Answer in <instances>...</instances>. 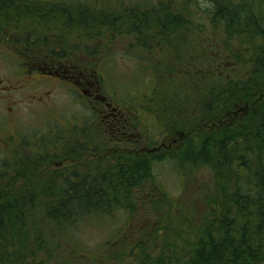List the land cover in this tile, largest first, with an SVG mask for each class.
Listing matches in <instances>:
<instances>
[{"label":"trees","instance_id":"1","mask_svg":"<svg viewBox=\"0 0 264 264\" xmlns=\"http://www.w3.org/2000/svg\"><path fill=\"white\" fill-rule=\"evenodd\" d=\"M212 1L216 31L209 34L198 27L193 30L191 17L173 12L164 3L158 10L156 4L152 9L130 7L118 14L85 4L70 7L0 0V41L24 45L20 55L23 59L28 56L34 66L52 60L69 62L73 71L65 75L74 84L50 76L74 89L86 111L103 115L107 132L119 139L122 134L132 135L131 130L141 124L148 133L144 138H150L138 152L132 151L135 156L123 152L102 169L57 170L47 177L61 180L48 188L42 187L45 173L31 185L0 184V264H101V260L105 264H264V0ZM18 23L27 24L14 35ZM78 26L94 35H90L92 42L102 39L107 27L114 41L131 32L138 35L137 45H123L146 48L136 47L142 51L134 56L140 68L130 90L132 97L145 92L136 104L139 111L130 113L123 100V108L116 106L114 111L100 106L103 104L96 97L108 100L109 96L103 94L105 85L100 86L101 64L93 59L98 54L95 44H84L81 51L57 48L65 42L62 35L70 38L67 34ZM100 57V63H106L107 55ZM77 82L90 83V95ZM79 117V123L73 121V125H53L37 138L34 150L22 144L31 149L30 156L15 164L6 161L5 167L21 171L25 162H34L36 157V162H42L76 155L69 141L73 133L84 130L83 115ZM155 148L166 150L162 153ZM49 149L52 152L47 153ZM163 161L176 167L184 184L187 167L210 169L215 185L200 194L199 206L192 204L187 209L189 203L161 187L162 198L155 190V194L144 191L149 180L155 181V165ZM2 166L0 180L4 178ZM135 188L150 198L141 206L151 224L128 250L103 254L93 262L59 251L78 247L71 243V233L87 220L101 219L97 225L114 230L106 241V251L125 236L128 240L131 223L116 222V213L127 210L133 216L138 212ZM54 244L59 252L55 261H49L47 254ZM80 245L87 255L89 248L85 250L82 241Z\"/></svg>","mask_w":264,"mask_h":264},{"label":"rangeland","instance_id":"2","mask_svg":"<svg viewBox=\"0 0 264 264\" xmlns=\"http://www.w3.org/2000/svg\"><path fill=\"white\" fill-rule=\"evenodd\" d=\"M35 1L65 3L70 7H77L78 5L83 4L93 5L107 11L109 10L111 13L116 12L118 14L124 13L125 10L130 7H136L141 10L152 9L156 4V10H158L162 8L161 5L164 3L169 5V8H171L173 12H184L187 17H191L194 20L192 26L193 30L198 27V31L203 29L208 31L209 34L216 31L214 26L216 20L213 18L214 16L212 13L215 4L212 0ZM60 7L61 6L57 5L58 10ZM121 17H124V14L121 15ZM26 24L27 23H18L16 26L18 31L14 35H19V32H22L21 29H25ZM54 27L56 30L59 29L57 25H54ZM106 29V35H103L102 39L100 38L99 40H94L95 42H92L90 37L94 35H91L90 32L87 33L84 31L85 28L83 26H78L75 29L73 28L72 31L70 30V33L67 32V35H70V38H66V35H62L63 41L65 42L62 46H57V48L62 50L69 49L70 47L72 51H81L84 44H95V52L98 54L93 59H96V61L101 64V67L98 64L101 81L100 86L105 85L102 88L103 94L109 96L108 100H104L102 96H99V98L96 97L103 104L100 106L108 112L111 109L114 111L116 106L119 109L123 108L125 102L128 104V111L132 113L137 111L138 108H136V104L141 102L139 100L145 97L144 91H142L140 95L134 97L130 94V90L134 88L132 87L133 84H131L132 79L134 78V74L140 68V64L134 56L142 53V51H137L142 48L140 46H135V48L132 47L130 49L129 46H124L123 42L137 45L138 35L131 32V35L117 36L118 39L114 41L112 35L108 34V27ZM86 30L88 29L86 28ZM220 32H222V30H220ZM76 33H78V35ZM192 35L197 34L194 33ZM45 36L46 35H44V37ZM83 37L85 38L83 39ZM81 39H83V41H81ZM136 47L138 49H136ZM23 48L24 45L15 47L11 42L7 45L0 41V89L3 87V89L0 90V139L4 135H8V137H10L9 144L16 145L17 147V151H11L7 154L5 153L7 150H2L3 147L0 146V161L3 158H8L6 161L8 163L10 162V164H15L20 160L26 161L25 159L30 156V148L34 150L33 147L40 135L46 133L49 128H53L52 126L56 124L65 127L69 124L73 125V121L79 123V115H83L81 122L84 130L79 131L77 135L73 133V136L69 141L71 147L77 152L76 155H70L63 159L58 157L57 160L50 159L42 162H36V159H39V157H36L34 162H25L24 164L26 165L20 169L21 171L15 169L14 171L10 170L8 174L5 173L4 178H1L0 180V184H11L14 181L16 184L27 183V185H31L36 182L35 179L37 176H41L44 173L43 176H51L52 173L57 170L59 173L64 172L63 169L68 168H71L70 170L75 169L78 171H87L90 170V168L97 167L99 170L100 168L102 169L103 167L108 166L109 163L114 161V159L123 152H125L124 154H133L132 151L138 152L139 150L137 149H140V145L144 144V140L146 141L150 139L149 137H147V139L144 138V135L147 134L148 136V133L145 127L143 128L141 124H137L135 129L131 130L132 135H130V133L122 134L121 137L118 136L119 139H117L113 133L107 132L102 125L104 122L103 115H100L98 111H94V113L86 111L83 101L78 98L77 93V97L73 94L72 90L74 89H71L66 83L60 82L57 78L50 75L43 76V73L36 71L37 69L30 68L29 64L31 63L30 60L27 59L29 57L25 56L23 59L20 55ZM129 50L131 51L127 53ZM106 55L108 62L106 61V63L104 62L103 64L100 63V56L105 57ZM138 87H140V84H138ZM132 98L135 103H130V101H133L131 100ZM87 100L88 99L86 98V101ZM139 110L140 109H138V111ZM12 136L15 137L12 138ZM155 139L160 140V138L157 137H155ZM23 140L26 141L23 142ZM171 140L172 139L168 140L167 143H171ZM22 144H28V147L30 148H25ZM157 145H159V143L156 144V146ZM142 148L144 147L142 146ZM155 149L160 150V148ZM165 150L166 149L163 148L160 151L164 153ZM50 152H52V149H49L47 153ZM161 152L157 153V155H161ZM133 156L135 155L133 154ZM187 169L186 176L188 177L187 182L184 184L179 178V172L172 163H168L167 161L157 163L154 169L155 181L149 180V182H147L148 186L144 187V191L146 190L147 193H149L148 189L151 191L155 190L158 197L162 198L163 195L160 194L161 187V189L170 196L179 199L184 203H189L186 204L187 209L188 205L196 204L199 206V199H201L200 194L207 192L210 188L214 187L215 180L212 172L208 168L187 167ZM189 172H191V174H189ZM58 178L59 176L54 177V180H52L47 177V179L43 180L44 185H42V187L46 186L48 188L49 184L57 185L61 180V178ZM5 188L6 187H4V189ZM133 193L135 194V200L139 204L138 212H135L133 216L128 214L127 210L116 213V222L127 221L131 223L129 229L130 235L128 236L129 241L125 236L118 240L112 247H109L108 249L106 248V251L104 249V247H106V241L114 230L106 224L97 225V221L98 223H102L101 219L97 221L87 220L86 224L80 229L71 233L73 235L71 243L80 248L77 247L78 249H74L70 247L69 250H65L62 245L63 248L59 249V247H56L54 244V250L47 254L49 261H55L59 251L65 253L67 256H69L70 253L78 255L81 259L89 261L95 259L97 261L102 258L103 254L104 256H108V253L120 254L123 250H128L129 244L133 243V240L137 239L142 230L147 229L146 227L151 224V221L147 220L148 213L146 208L141 206L144 200L146 201V206V204L149 203L150 198L147 197V194L143 195V192L139 191L137 188L134 189ZM153 193L155 194L154 191ZM45 197L50 198L47 195H45ZM149 235H151V231ZM122 240H125V242H122ZM81 241L82 246L86 245L85 250L89 248L90 252H88L87 255H84L86 253H83V250H81ZM74 258L77 259L76 256H74ZM132 260L133 258H129L128 261ZM76 264H78V261ZM101 264H105L103 260H101Z\"/></svg>","mask_w":264,"mask_h":264},{"label":"flooded vegetation","instance_id":"3","mask_svg":"<svg viewBox=\"0 0 264 264\" xmlns=\"http://www.w3.org/2000/svg\"><path fill=\"white\" fill-rule=\"evenodd\" d=\"M29 66H30V68H34V69H36V67H37L38 69L43 71L41 73H43L44 75H56L57 78H59V79L62 78V80L67 81L66 83H73V82H70L73 79H71V78H69V76L65 75L67 72L73 71V67H72V65L69 62L68 63H58V62L52 60L51 62L44 61V62H42L40 64L35 63V66L32 65V64H29ZM53 71H56V74H51ZM61 73H63V74H61ZM68 80H70V81H68ZM77 84H78L77 87H80L82 85L83 87H80V88H82V89L84 88L83 92L84 93L86 92V93H88V95H90V92H89L90 90L88 88L90 83L81 84V83L77 82ZM1 89H3V87H1ZM13 137H15V136H12V138ZM9 141H10V137H8V135L7 136L4 135L0 139V146L3 147L2 150H7L5 152L7 154H9L11 151H13V152L17 151L16 145L9 144ZM6 160H8V158L7 159L3 158L0 161V164L3 163V166H2L3 174H5V173L8 174V172L10 171L9 168L5 167Z\"/></svg>","mask_w":264,"mask_h":264}]
</instances>
